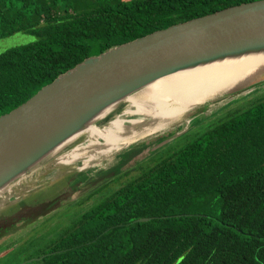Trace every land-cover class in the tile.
I'll use <instances>...</instances> for the list:
<instances>
[{
  "label": "trees",
  "instance_id": "trees-1",
  "mask_svg": "<svg viewBox=\"0 0 264 264\" xmlns=\"http://www.w3.org/2000/svg\"><path fill=\"white\" fill-rule=\"evenodd\" d=\"M254 1L0 0V39L35 38L0 54V116L89 57ZM36 252L23 264H264V94L103 195Z\"/></svg>",
  "mask_w": 264,
  "mask_h": 264
},
{
  "label": "water",
  "instance_id": "water-1",
  "mask_svg": "<svg viewBox=\"0 0 264 264\" xmlns=\"http://www.w3.org/2000/svg\"><path fill=\"white\" fill-rule=\"evenodd\" d=\"M245 58H259L262 65L231 92L208 104L256 91L264 84V0L173 25L85 59L0 116V192L54 157L55 150L72 137L100 125L99 117L106 110L147 85L175 73ZM197 121L204 120L193 118L187 129L199 125ZM184 132L180 130L155 148Z\"/></svg>",
  "mask_w": 264,
  "mask_h": 264
},
{
  "label": "rangeland",
  "instance_id": "rangeland-1",
  "mask_svg": "<svg viewBox=\"0 0 264 264\" xmlns=\"http://www.w3.org/2000/svg\"><path fill=\"white\" fill-rule=\"evenodd\" d=\"M34 40L33 36L23 33L0 39V54ZM256 89L255 94L253 93L254 90L242 92L222 99L217 103L207 104L190 115L186 123H181L157 136L141 141L135 147H131L122 154L106 161L99 168L94 167L76 171V166L57 164L56 159L66 153L65 151L39 164L26 175L19 186L13 188V197L9 201L2 196L0 197V203L5 200L0 207V264H23L29 259H36L38 253L36 251L43 250V246L52 237L56 236L59 228L66 226L76 215L86 211L106 193L136 177L140 174L142 168L152 166L159 159L169 155L183 143L190 140V137L195 135L196 131L199 132L210 126L216 119L222 117L226 111L245 106L253 99L264 94V84L259 85ZM123 110L124 105H118L114 114L102 121L98 127H103L114 115ZM195 117L204 121L203 124L194 127L189 133L190 135L186 134L161 148H155L157 139L164 138L171 133L176 134L183 129L186 130L189 123L192 125ZM197 123L200 122L197 121ZM124 124L104 138L103 144L98 150L99 154L113 150L132 131V126H128L129 123ZM142 146L147 148L133 156L135 150L140 149ZM127 156L131 160L122 165ZM115 171H118V173ZM102 186L106 187L99 193L92 194ZM41 189L45 192L36 194ZM86 199L89 200L82 202Z\"/></svg>",
  "mask_w": 264,
  "mask_h": 264
},
{
  "label": "bare ground",
  "instance_id": "bare-ground-1",
  "mask_svg": "<svg viewBox=\"0 0 264 264\" xmlns=\"http://www.w3.org/2000/svg\"><path fill=\"white\" fill-rule=\"evenodd\" d=\"M261 61L259 58L223 61L163 77L126 97L121 102L124 110L114 115L103 127L91 126L58 147L54 157L67 146L78 142L76 146L59 156L56 163L76 166V171L99 168L106 161L135 147L141 141L186 123L190 115L235 89L243 77L262 65ZM117 107L118 105L110 107L99 120L101 122L106 120L114 114ZM127 123L128 126H132V131L113 150L99 154L98 150L104 138ZM24 179L21 178L2 190L0 197L7 193L12 198L13 186H19ZM8 199L7 196L5 200ZM5 200L1 201L0 207Z\"/></svg>",
  "mask_w": 264,
  "mask_h": 264
},
{
  "label": "flooded vegetation",
  "instance_id": "flooded-vegetation-1",
  "mask_svg": "<svg viewBox=\"0 0 264 264\" xmlns=\"http://www.w3.org/2000/svg\"><path fill=\"white\" fill-rule=\"evenodd\" d=\"M193 129H194V128L191 127L190 129L185 130V132L182 133L178 138H180V137H182V136H184V135H186V134L189 135V133H190ZM173 135H174V134L171 133V134H168L167 136H165L164 138L162 137L161 139L164 140V139H167V138H169V137H171V136H173ZM178 138H177V139H178ZM162 140H161V141H162ZM161 141H160V142H161ZM97 189H98V188H97ZM98 193H99V192H98ZM87 200H89V199H86V200H84V201H82V202H85V201H87ZM82 202L80 203V205L82 204ZM74 204H76V203H74ZM74 204H73V205H74ZM77 205H79V204L77 203ZM64 227H65V226H64ZM62 228H63V227L59 228V230L62 229ZM58 232H59V231H58ZM58 232H57V233H58ZM57 233H56V234H57ZM52 238H53V237H52ZM52 238H51V239H52ZM51 239H50V240H51ZM50 240H49V241H50ZM49 241H48V242H49ZM46 244H47V243H46Z\"/></svg>",
  "mask_w": 264,
  "mask_h": 264
}]
</instances>
